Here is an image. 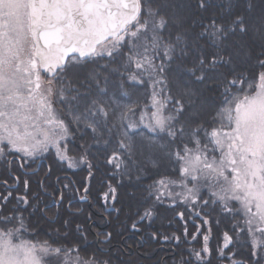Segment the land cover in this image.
I'll use <instances>...</instances> for the list:
<instances>
[{
  "label": "snow or ice",
  "instance_id": "1",
  "mask_svg": "<svg viewBox=\"0 0 264 264\" xmlns=\"http://www.w3.org/2000/svg\"><path fill=\"white\" fill-rule=\"evenodd\" d=\"M0 162V264H264V0H0Z\"/></svg>",
  "mask_w": 264,
  "mask_h": 264
},
{
  "label": "trees",
  "instance_id": "2",
  "mask_svg": "<svg viewBox=\"0 0 264 264\" xmlns=\"http://www.w3.org/2000/svg\"><path fill=\"white\" fill-rule=\"evenodd\" d=\"M42 164L40 165L39 169H44L47 166V161L41 160ZM2 164V162H0ZM38 164V163H37ZM35 167H37L35 165ZM2 170V169H0ZM86 175L85 171H81L78 175H71V172H69V178L72 180H75L77 182V185L82 181L83 177ZM35 179L36 177L33 178V184H35ZM150 182V181H149ZM2 190V189H0ZM97 188L93 187L92 192L93 196H95ZM69 196L72 197V199H76V196L73 195L72 193H69ZM45 203H48L51 206L50 200L45 199ZM88 204V205H87ZM72 205L74 208L76 207H82L83 208V214L81 215L80 219L84 220L85 216L89 213H96L97 215L94 217L95 218V223L91 224L90 231L92 235L88 236V243L94 242V234L97 231L100 230H111V225L104 223V221L100 218L99 212L100 208H102V205L97 206L95 200H92L91 202H86V203H79L78 201L72 202ZM128 214V210L125 209V214L121 217L122 220L125 219V217ZM107 218V217H106ZM113 220V223H115V216L113 215L111 217ZM91 223V222H89ZM197 223L195 221V218L193 220H189L187 227L189 230V233H192L194 231V224ZM155 227L159 229V231L164 234V235H172L174 232L177 235H181L183 232V223L182 222H177V220H172L169 222V220H164V221H157L155 224ZM102 228V229H101ZM39 231V240H45L47 239V235L52 233V230L47 228L46 225L41 223ZM88 231V229H86ZM131 235L136 236L137 238V243L140 244L138 248L133 249V255L128 256L127 251H124V255L121 256L120 258L126 262V264H131V262L135 261V264H175V260L177 259L176 253L185 248L186 245L184 243V238L182 236V243H181V249H176L174 243L169 242L167 244L163 242H156V241H150L147 239V236L145 235V239L143 242H141V236L140 234H134L131 232H124L123 234V239L128 243L133 245L134 244V239L131 237ZM212 245L215 244V229L213 231V238L210 241ZM135 244V245H136ZM192 245L196 244V241H191ZM123 248V245H121Z\"/></svg>",
  "mask_w": 264,
  "mask_h": 264
},
{
  "label": "flooded vegetation",
  "instance_id": "3",
  "mask_svg": "<svg viewBox=\"0 0 264 264\" xmlns=\"http://www.w3.org/2000/svg\"><path fill=\"white\" fill-rule=\"evenodd\" d=\"M41 164H42V162H41ZM40 164V165H41ZM38 165V164H37ZM36 165V166H37ZM40 165L38 166V168L40 167ZM75 201H78L79 203H81L80 202V199H79V197L78 196H76V199H72L71 200V202H75ZM50 203H51V201H50ZM84 203H86V202H84ZM89 203V202H88ZM88 205V204H87ZM102 229V228H101ZM100 231H104L103 229L102 230H100ZM131 237H133V239H134V244L133 245H135L136 243H137V238H136V236H134V235H131ZM89 241V240H88Z\"/></svg>",
  "mask_w": 264,
  "mask_h": 264
},
{
  "label": "water",
  "instance_id": "4",
  "mask_svg": "<svg viewBox=\"0 0 264 264\" xmlns=\"http://www.w3.org/2000/svg\"><path fill=\"white\" fill-rule=\"evenodd\" d=\"M40 164H41V161H39V162H38V165H37V167H38ZM80 202H82V203H83V202H86V201H81V200H80Z\"/></svg>",
  "mask_w": 264,
  "mask_h": 264
}]
</instances>
